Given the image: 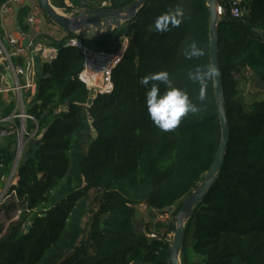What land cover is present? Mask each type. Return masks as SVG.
<instances>
[{
  "label": "trees",
  "instance_id": "16d2710c",
  "mask_svg": "<svg viewBox=\"0 0 264 264\" xmlns=\"http://www.w3.org/2000/svg\"><path fill=\"white\" fill-rule=\"evenodd\" d=\"M50 1L70 13L102 8L103 0ZM132 1L111 0L109 7ZM229 1L223 0L217 40L229 141L216 182L185 224L181 264H264V98L245 103L239 95L245 71L264 81V0H241L238 17L230 14ZM177 8L180 26L156 31L157 17ZM28 9L21 7L17 17L21 33L29 30ZM209 17L207 0H147L115 36L85 39L64 30L48 44L56 49L52 59L36 57L35 93L27 104L34 120L26 123L33 135L13 186L18 203L12 205L20 213L0 236V264H171L174 215L208 171L221 137L213 81L200 101L199 85L188 79L190 71L211 64ZM122 36L129 43L111 72L113 90L90 101L79 79L83 56L67 42L78 38L114 51ZM193 41L204 55L188 59L185 50ZM13 63L23 65L24 59L14 57ZM159 71H167L200 108L168 132L149 118L146 88L139 83ZM13 158L8 140L0 145V186ZM97 204L88 230L85 218ZM140 205L150 218L144 232L133 225ZM176 205L170 219L153 222Z\"/></svg>",
  "mask_w": 264,
  "mask_h": 264
},
{
  "label": "built area",
  "instance_id": "2783aa9c",
  "mask_svg": "<svg viewBox=\"0 0 264 264\" xmlns=\"http://www.w3.org/2000/svg\"><path fill=\"white\" fill-rule=\"evenodd\" d=\"M26 2L29 3L28 13L25 17L28 32L12 31L6 34L4 39L0 38V93L13 92L15 94L14 109L9 114L0 116V145L12 140L14 151L10 174L7 177H1L3 185L0 186V200L9 201L10 199V203L14 202L15 204L18 203L17 194L13 188L17 182L16 168L25 145L33 135L27 130L26 123L29 120H34L33 116L27 113L28 103L22 91L35 87L36 57L42 60H50L56 54V49L48 45L45 39L41 37L43 13L35 0L6 1L0 7V19L9 13H14L17 7L25 6ZM110 4L111 0L101 2L103 8L109 7ZM229 11L233 17L240 16L242 14L241 0H230ZM223 13H225L223 0H216L217 16L219 17ZM24 39L29 40L27 45H23ZM128 43V37L122 36L120 46L116 50L105 51L95 49L78 38H71L67 42V45L76 47L83 56V68L79 73V79L89 90L90 100L97 94L110 93L113 90L111 72L122 59ZM14 57H22L25 65H15L13 63ZM5 71L11 73L12 87L5 83ZM3 83L5 84L2 85ZM4 210L5 208H3V212ZM19 213L20 211L17 210V216Z\"/></svg>",
  "mask_w": 264,
  "mask_h": 264
},
{
  "label": "water",
  "instance_id": "95a60500",
  "mask_svg": "<svg viewBox=\"0 0 264 264\" xmlns=\"http://www.w3.org/2000/svg\"><path fill=\"white\" fill-rule=\"evenodd\" d=\"M147 0H133L130 4L121 9L115 8H89L81 7L66 14L60 8L55 7L50 0H37L43 13L55 24L62 27L64 30L72 32L76 35H81L85 39H94L102 34L112 32L115 33L125 22L134 19L138 11L143 7ZM29 3L26 2L25 6ZM209 8V51L210 63L215 64L221 73L217 51H218V23L219 19L216 14V0H207ZM20 7L15 9V22L17 31L20 32L17 23V17ZM29 43L28 39H24L23 45ZM6 77L9 85L12 87L11 73L6 72ZM214 93L216 98L217 112L221 126V137L218 150L213 159L211 166L205 173L198 185L193 191L183 200L180 209L174 215L175 230L170 243L169 260L171 264H181L180 253L184 243V227L189 218L194 213V208L206 196L209 189L217 180V175L221 171L224 163V158L227 151L230 129L228 118L224 109V96L221 74L213 80ZM91 124L92 119L89 116ZM92 135L95 137V130L91 127ZM173 210H170V214ZM31 224L27 225V230Z\"/></svg>",
  "mask_w": 264,
  "mask_h": 264
},
{
  "label": "clouds",
  "instance_id": "9594fccd",
  "mask_svg": "<svg viewBox=\"0 0 264 264\" xmlns=\"http://www.w3.org/2000/svg\"><path fill=\"white\" fill-rule=\"evenodd\" d=\"M182 10L177 8L174 11L164 13L154 22V28L158 32H166L171 28L179 27L182 23ZM188 59L204 55L202 48L197 42L190 43L185 50ZM220 70L215 64H209L206 68L197 67L195 71L188 73V79L199 85V100L204 101L208 82L220 76ZM145 86V104L148 116L154 126L164 132L172 131L179 127L182 118L189 114L196 115L200 108L194 103L188 93L176 87L170 74L167 71H159L142 77L139 81ZM164 88L161 89L160 85Z\"/></svg>",
  "mask_w": 264,
  "mask_h": 264
},
{
  "label": "rangeland",
  "instance_id": "374dc122",
  "mask_svg": "<svg viewBox=\"0 0 264 264\" xmlns=\"http://www.w3.org/2000/svg\"><path fill=\"white\" fill-rule=\"evenodd\" d=\"M36 2L37 1L35 0V3ZM61 10L64 13H66L63 9ZM42 18L44 20V23H42L43 27H42L41 33H42V37L45 39V41L48 44L51 43V40H59L65 35V33H63L62 30H60L57 26H55V24H53L51 21L49 22L47 18L44 17L43 14H42ZM239 95L242 101L245 103H249L254 98H264V81H260L259 79L253 77L252 73L249 70L245 71L242 77L239 78ZM10 201H11L10 199L9 201L5 199L0 200V225H1L0 236L3 234V231L8 225L9 221L17 218L16 217L17 207L13 206L16 204L14 202L10 203ZM178 204H181V203L179 202ZM8 205L9 206L11 205V206L9 207ZM177 205L174 206L171 210L176 209ZM3 208H8V209L4 210L3 212ZM93 208H94L93 214L85 218V224H87L86 227L88 230H89L88 223L92 222V219L94 218V215L97 212L99 205L98 204L94 205ZM171 217L172 215L170 214V210H169L168 212L163 213L161 215L156 214L155 220L153 222L155 223L156 221H166L170 219ZM149 220L150 218L148 216V212H147L145 205H140L133 219L134 227L136 228L138 232H144L146 230L144 223H146ZM154 223H152L151 225H153Z\"/></svg>",
  "mask_w": 264,
  "mask_h": 264
},
{
  "label": "crops",
  "instance_id": "0c3cea01",
  "mask_svg": "<svg viewBox=\"0 0 264 264\" xmlns=\"http://www.w3.org/2000/svg\"><path fill=\"white\" fill-rule=\"evenodd\" d=\"M68 4L71 5L70 3H68ZM0 21H1L0 27H1L2 31H3L2 39H4L6 34H9L12 31H14V32L17 31L16 22H15V12L5 15L4 17H2L0 19ZM48 21L50 22L51 20H48ZM51 22L53 24H55L53 21H51ZM42 23H44L43 18H42ZM55 26H57L60 30H62L63 33H65V31H64V29L62 27L58 26L57 24H55ZM42 27H43V25L41 26V30H42ZM23 65H25V63ZM6 72L7 71H5V77H6ZM5 83L9 84L8 81H7V77H6ZM5 83H3L2 85H4ZM22 93H23V96H24V98L26 99V101L28 103L31 100V98L34 95V93H35V87L34 88L25 89V90L22 91ZM14 101H15V94L13 92L0 93V116H5V115L9 114L14 109Z\"/></svg>",
  "mask_w": 264,
  "mask_h": 264
}]
</instances>
